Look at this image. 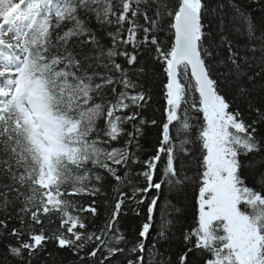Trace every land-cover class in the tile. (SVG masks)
<instances>
[{
    "label": "snow or ice",
    "instance_id": "snow-or-ice-1",
    "mask_svg": "<svg viewBox=\"0 0 264 264\" xmlns=\"http://www.w3.org/2000/svg\"><path fill=\"white\" fill-rule=\"evenodd\" d=\"M0 211V264H264V0H0Z\"/></svg>",
    "mask_w": 264,
    "mask_h": 264
},
{
    "label": "trees",
    "instance_id": "trees-1",
    "mask_svg": "<svg viewBox=\"0 0 264 264\" xmlns=\"http://www.w3.org/2000/svg\"><path fill=\"white\" fill-rule=\"evenodd\" d=\"M254 14L256 15V18L259 19L261 13L260 10L257 8L254 10ZM144 63L145 61L142 59L141 61ZM149 75L151 76V70L149 72ZM158 79V77H152L149 80V88L151 89L152 85L155 83V80ZM258 102V101H257ZM237 105H239L241 111L244 112V118L250 119L251 117L248 114L246 103L243 101H237L233 104V107L235 108ZM160 115L159 107L157 104H153L151 107H146L143 112V118L145 120H151L152 118L156 117L158 118ZM157 133L156 129L149 125L147 126L144 136L140 141V151L139 155L142 158H146L151 156V154L154 151V144L156 142ZM119 146V145H117ZM191 174V173H190ZM105 191H111L107 185L105 186ZM165 197H171V205L173 206V216L172 219H174V226L170 232L171 240L167 244H163L160 247V252L164 253V259L167 260V257L170 255L173 260H175V254L179 252L183 247L182 239H183V233L186 232L189 227L193 223L192 219V198H193V192L192 189L189 188L187 191H173L168 192L165 190ZM104 197L101 196L97 198V209L99 212V215L95 218L94 225L90 224L91 227L99 228L102 226L106 220L107 212L105 208L104 203ZM180 209L179 212H175V209ZM0 218H3V212L0 211ZM13 222H9V226H12ZM141 223L140 218L136 217L134 212L127 211V214H122L120 224L118 227H121L125 234L128 236V239L131 241L135 239L136 229L139 227ZM161 223L160 214L157 213V219L155 222V227L158 228ZM57 225L54 223L52 225H49L48 227L55 228ZM156 231L155 229L152 232L151 239L155 238ZM159 259V257L157 258ZM54 260L59 262L63 261V264H79L78 258L72 256V254L68 251H61L56 257H54ZM116 264H121V261H117Z\"/></svg>",
    "mask_w": 264,
    "mask_h": 264
}]
</instances>
